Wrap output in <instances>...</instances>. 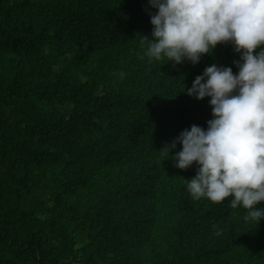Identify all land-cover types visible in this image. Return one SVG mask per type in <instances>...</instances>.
<instances>
[{
  "label": "trees",
  "instance_id": "obj_1",
  "mask_svg": "<svg viewBox=\"0 0 264 264\" xmlns=\"http://www.w3.org/2000/svg\"><path fill=\"white\" fill-rule=\"evenodd\" d=\"M150 11L0 0V264H264V218L194 199L196 163L160 151L212 118L184 85L213 63L238 72L239 54L141 59Z\"/></svg>",
  "mask_w": 264,
  "mask_h": 264
},
{
  "label": "clouds",
  "instance_id": "obj_2",
  "mask_svg": "<svg viewBox=\"0 0 264 264\" xmlns=\"http://www.w3.org/2000/svg\"><path fill=\"white\" fill-rule=\"evenodd\" d=\"M151 36L142 35L141 59L185 60L197 64L221 43L239 59L232 67L215 63L182 90L196 99L210 97L212 118L204 128L183 129L166 152L177 168L198 166L185 179L194 199L206 197L247 209L245 220L264 218V0H148ZM259 48V51H255ZM177 144L179 151L173 152ZM215 228L216 226L213 225Z\"/></svg>",
  "mask_w": 264,
  "mask_h": 264
}]
</instances>
